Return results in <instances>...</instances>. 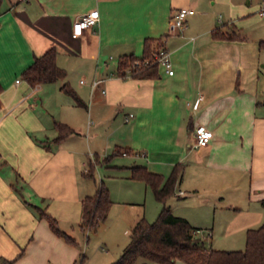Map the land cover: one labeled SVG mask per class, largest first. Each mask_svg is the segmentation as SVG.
Returning a JSON list of instances; mask_svg holds the SVG:
<instances>
[{
	"label": "crops",
	"instance_id": "crops-1",
	"mask_svg": "<svg viewBox=\"0 0 264 264\" xmlns=\"http://www.w3.org/2000/svg\"><path fill=\"white\" fill-rule=\"evenodd\" d=\"M181 7L195 12L170 32ZM93 9L99 21L73 37L76 18ZM164 35L173 74L161 64L155 77L117 74L120 57L142 56L146 38ZM50 47L66 76L31 85L22 72ZM59 124L72 131L59 138ZM199 125L212 131L205 146L196 144ZM0 154V258L75 264L81 249L41 212L66 233L80 226L94 190L89 163L101 167L112 199L98 227L150 187L131 177L133 166L167 177L181 163L166 204L210 234L212 247L243 249L247 230L264 221V0H2Z\"/></svg>",
	"mask_w": 264,
	"mask_h": 264
},
{
	"label": "trees",
	"instance_id": "trees-1",
	"mask_svg": "<svg viewBox=\"0 0 264 264\" xmlns=\"http://www.w3.org/2000/svg\"><path fill=\"white\" fill-rule=\"evenodd\" d=\"M1 2L2 0L0 5ZM215 34L219 35L218 32ZM165 37L166 35L158 39L146 38L142 56L130 53L120 57L117 74L136 78L157 76L158 54L161 49H166ZM56 58L57 50L54 47L48 48L42 55L35 57L33 63L22 72V76L31 85L64 78L66 71L57 64ZM62 89L71 94L77 104L85 105L67 82L62 85ZM58 127L62 130L59 138L72 131L65 124H59ZM123 152L130 153V150L117 151L122 154ZM183 171L181 163L174 165L167 177L149 170L146 166L132 167L131 177L145 181L151 187L155 198L163 203V207L156 220L150 222L141 217L137 221L131 230L128 244L119 258L110 264H137L140 259L160 264H175L179 260L186 264H264V221L258 227L247 230L243 249H220L206 244L210 234L198 235L201 228L193 226L187 218L176 215L171 210L166 202L176 193ZM111 204L109 189L101 182L94 195H87L82 200L81 230H95L107 218ZM41 213L48 219L56 234L77 245L75 237L61 230L55 216L46 211ZM16 260L17 258L8 260V264Z\"/></svg>",
	"mask_w": 264,
	"mask_h": 264
},
{
	"label": "rangeland",
	"instance_id": "rangeland-1",
	"mask_svg": "<svg viewBox=\"0 0 264 264\" xmlns=\"http://www.w3.org/2000/svg\"><path fill=\"white\" fill-rule=\"evenodd\" d=\"M100 169L101 167L96 168L94 164L89 163L84 173L87 178L86 180L93 184L94 188L93 192L89 195H94L96 193L102 179L105 178L104 173L101 172ZM100 175L103 178H101ZM122 195L124 194L118 192V199H124ZM138 195H133L131 198H139L141 202H134L133 204H123L119 202L115 204V211L112 210L114 213H110L106 222L95 230L84 232L77 223L74 224V228L71 227L66 230L76 238L78 242L77 247L81 249L82 255L78 257L75 264H110L119 258L124 247L130 240V231L132 229L130 226V221L132 225V220H130L131 217L139 218L144 216L150 222L157 219L162 204L155 198L151 187H148L147 191L142 190V193L140 191ZM189 198H191V196ZM210 239L206 241V244L212 245ZM213 243V245H215L214 240ZM242 243L244 245L243 247H245L244 243L246 242L243 240ZM38 261L39 256L34 255L32 258L30 256L23 261H16L17 263L14 262L12 264H34ZM0 264H8V259L3 257L0 258ZM46 264L64 263L61 260L55 261L52 259L48 260Z\"/></svg>",
	"mask_w": 264,
	"mask_h": 264
},
{
	"label": "built area",
	"instance_id": "built-area-1",
	"mask_svg": "<svg viewBox=\"0 0 264 264\" xmlns=\"http://www.w3.org/2000/svg\"><path fill=\"white\" fill-rule=\"evenodd\" d=\"M195 9L192 7H181L176 10L169 20L170 32L180 31L186 26V21L189 15L193 14ZM100 18L98 9H93L90 12L84 13L78 16L73 24V37L81 36L87 28L95 25ZM158 62L163 65L168 74L174 73L170 53L167 49H161L158 54ZM100 80H97L95 84H98ZM133 113L125 115V120H129L133 117ZM212 136V131L204 125L197 126L195 130L196 144L198 146H205L209 143ZM123 154H127L123 152ZM180 193H183L180 190Z\"/></svg>",
	"mask_w": 264,
	"mask_h": 264
}]
</instances>
